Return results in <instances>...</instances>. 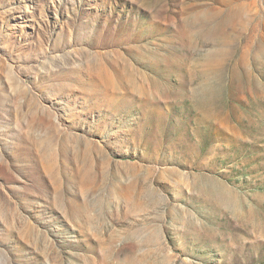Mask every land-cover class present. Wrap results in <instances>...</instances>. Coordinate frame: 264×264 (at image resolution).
Wrapping results in <instances>:
<instances>
[{"label": "rangeland", "instance_id": "1", "mask_svg": "<svg viewBox=\"0 0 264 264\" xmlns=\"http://www.w3.org/2000/svg\"><path fill=\"white\" fill-rule=\"evenodd\" d=\"M0 264H264V0H0Z\"/></svg>", "mask_w": 264, "mask_h": 264}]
</instances>
